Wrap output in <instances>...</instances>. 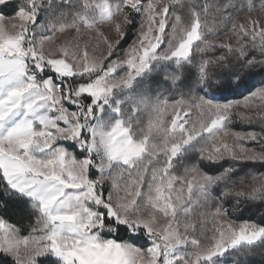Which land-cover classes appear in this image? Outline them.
Returning <instances> with one entry per match:
<instances>
[{
	"label": "snow or ice",
	"instance_id": "1",
	"mask_svg": "<svg viewBox=\"0 0 264 264\" xmlns=\"http://www.w3.org/2000/svg\"><path fill=\"white\" fill-rule=\"evenodd\" d=\"M246 203L264 0H0V264H264Z\"/></svg>",
	"mask_w": 264,
	"mask_h": 264
},
{
	"label": "trees",
	"instance_id": "2",
	"mask_svg": "<svg viewBox=\"0 0 264 264\" xmlns=\"http://www.w3.org/2000/svg\"><path fill=\"white\" fill-rule=\"evenodd\" d=\"M260 77H258L259 79ZM243 207V216L244 218H251L254 220H259L264 216V205L259 203L245 204ZM261 256L256 255L254 259L249 260L248 264H261Z\"/></svg>",
	"mask_w": 264,
	"mask_h": 264
}]
</instances>
